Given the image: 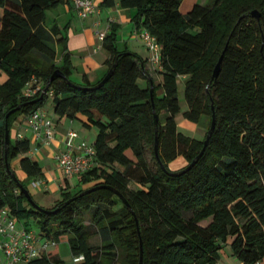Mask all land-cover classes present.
I'll return each instance as SVG.
<instances>
[{"label": "trees", "instance_id": "trees-1", "mask_svg": "<svg viewBox=\"0 0 264 264\" xmlns=\"http://www.w3.org/2000/svg\"><path fill=\"white\" fill-rule=\"evenodd\" d=\"M62 3L66 0H0V75L5 76L0 83V214L36 220L40 235L55 243L27 264H63L57 246L66 233L72 235L75 264H139L141 250L143 264H217L226 247L242 264L264 262V0H213L194 5L187 15L180 11L182 0H119L122 9L136 10V35L142 39L149 33L161 47L158 85L147 68L150 58L118 49L116 24H110L102 43L108 71L117 64L108 81L99 85L105 75L91 84L84 75L83 83L73 82L66 28L56 22L46 26L48 11ZM116 4L102 0L101 7ZM223 52L220 72L212 79ZM56 70L67 79L55 77L44 98L33 103ZM180 77L186 79L185 117L197 126L207 124L201 140L178 130ZM29 83L41 90L25 97ZM49 99L59 119L97 130L96 166L80 181L93 182L90 188H113L132 211L110 188L83 196L84 189L64 192L49 209L54 213L29 202L12 162L20 157V169L38 182L44 171L27 156L30 140L13 142L11 131L19 118L26 121ZM213 114L209 143L186 170L203 149ZM179 157L185 165L172 171L169 164ZM86 214L90 225L84 223ZM20 226L31 231L25 223ZM93 236L100 237L99 244H91Z\"/></svg>", "mask_w": 264, "mask_h": 264}, {"label": "crops", "instance_id": "crops-1", "mask_svg": "<svg viewBox=\"0 0 264 264\" xmlns=\"http://www.w3.org/2000/svg\"><path fill=\"white\" fill-rule=\"evenodd\" d=\"M101 2L102 0H94L96 11L87 19L79 17L74 0H66V3L58 5L47 13V27H51L56 22L61 29L66 28L68 49L72 55L74 68L76 70L80 68L76 73L74 69L71 75V79L77 84L83 83L84 75L87 76L91 84H96L107 74L109 55L103 49L96 51V48L100 45L98 34L106 31L110 24L120 26L117 46L121 52L130 51L138 54L145 60L149 59L147 48L139 40L132 23L136 10L122 9L119 5V0H116L117 4L112 8L101 7ZM3 13L4 11L0 7V17L3 16ZM77 50L79 52L76 53ZM74 58H78L81 63H76ZM147 68L156 85L160 84V77L156 71L157 67L148 61ZM4 80L5 76L0 75V83ZM140 83L143 85L145 81L140 80ZM158 93L161 94L162 91ZM185 107L181 106V110H187V104ZM47 115L53 120V130L56 135V138L49 145H40L33 132L27 127L24 118H19L13 127L15 128L14 135L16 138H19L18 135H21V138H28L30 140V152L27 156L37 161L43 168L44 178L41 179V186H43V190L47 194L52 193L54 195L51 201H48V207L53 208L51 207V203L59 201V192L61 194L64 192L73 194L81 189H89L94 184L93 182L88 184L82 183L80 175L67 179L57 160L61 153L69 151L70 145L73 147L79 144L93 145L94 140L88 141L85 134L80 132V128L76 126V122L78 121L68 118L59 119L55 114L54 116L50 113ZM79 124L81 125V123ZM198 127L202 126L199 125ZM69 131L76 132L78 137L75 139L70 138L68 136ZM27 180L26 178L23 179L25 182ZM56 203H54V206ZM223 251L225 257L221 258L217 264H242L232 254L229 247L224 248ZM259 264H264V262Z\"/></svg>", "mask_w": 264, "mask_h": 264}, {"label": "built area", "instance_id": "built-area-1", "mask_svg": "<svg viewBox=\"0 0 264 264\" xmlns=\"http://www.w3.org/2000/svg\"><path fill=\"white\" fill-rule=\"evenodd\" d=\"M78 15L82 19H87L95 11L96 6L94 0H74ZM107 31L100 32L98 39L100 45L96 51L102 49V43L106 37ZM142 39L150 52V63L156 67L160 64L161 47L157 39L149 33H144ZM41 90V86L32 87L29 83L24 92L25 97H32ZM27 127L33 132L36 140L41 146L49 145L56 138L53 130V120L42 110L32 113L26 120ZM70 138H77L78 134L69 131ZM21 138V135H18ZM96 151L93 145L79 144L76 147L69 146V151L61 153L57 160L67 179L82 175L96 166ZM35 184H42L41 181ZM41 239L31 231L19 225L18 221L10 218L7 212L0 214V257L3 255L2 264H27L37 259L50 246H54V242L46 240L42 247L38 242ZM81 259V258H78Z\"/></svg>", "mask_w": 264, "mask_h": 264}, {"label": "rangeland", "instance_id": "rangeland-1", "mask_svg": "<svg viewBox=\"0 0 264 264\" xmlns=\"http://www.w3.org/2000/svg\"><path fill=\"white\" fill-rule=\"evenodd\" d=\"M213 3V0H182L181 6H180V11L182 12L183 15H187V13L189 11H191V9L193 8L194 5H211ZM50 13V12H49ZM51 14V13H50ZM139 40L142 41L141 36H138ZM142 44L145 46V44L142 42ZM57 54L58 57H60V50H57ZM148 51V50H147ZM79 52L78 50L76 51V53ZM75 53V52H74ZM148 55L150 58V52L148 51ZM41 60L48 64L50 61L41 56ZM75 62L80 64V60L78 58H74ZM75 69V68H74ZM80 68H78L79 70ZM78 70L75 69V73L78 72ZM72 80V79H71ZM185 78L184 79H178V85H179V101L181 106H183L184 108H186V102H185V97H184V91H185ZM73 81V80H72ZM182 81V82H181ZM74 82V81H73ZM76 83V82H75ZM42 111L45 113H50L51 115H54L53 113V106H52V101L51 99H49L48 101H46L43 106H42ZM186 112V110L182 109L181 112L176 116V122L178 125V130L183 133L185 136H188L190 138H195L198 140L203 139V137L205 136L206 132H207V124L206 125H202V127H198L196 123L191 122L190 120H188L184 113ZM55 116V115H54ZM76 126L80 128V132H83L85 134V136L87 137L88 141H92L96 139L97 136V130L96 128H92V129H87L85 127H81V125L79 124V122H76ZM15 128H12L11 131V137H12V141L15 142L16 141V136L14 135L15 133ZM19 159L20 157H18L17 159H14V161L12 162V167L14 169V171L16 172L17 176L23 181L24 178L28 179L25 184L27 186V190L30 194V196L32 197V200L34 201V203H36L38 206L44 208V209H51L48 207V201H51V199L54 197V195L52 193L47 194V192H45L43 189V186H41L40 184H33L34 182L38 183L37 180L33 179V178H28L27 175L20 169L19 167ZM185 165V159L183 157H179L177 158L175 161H173L172 163L169 164V168L172 171H177L178 169L182 168ZM62 199V194L61 192H59V201ZM30 202V201H29ZM53 202V200H52ZM31 203V202H30ZM54 203H51V207H54ZM15 221H20L17 217H13ZM22 223L27 224L28 229L33 231L40 239L41 241L38 242L39 246L42 247L43 243L46 241V238L44 236L40 235V229L39 226L36 222V220L30 219L28 221H20L19 225H22ZM85 225H90L91 224V216L89 214L85 215ZM72 235L69 233L63 234L60 236L59 238V243L57 246V250H58V256L59 258L63 261V264H75V258L73 257L72 253H71V247L69 244V241L71 239ZM91 244L93 245H97L100 243V237L99 236H93L91 238ZM222 254V258L225 257L224 256V251L221 252ZM2 259H3V255H1L0 257V264H2ZM20 264H24V263H20Z\"/></svg>", "mask_w": 264, "mask_h": 264}, {"label": "water", "instance_id": "water-1", "mask_svg": "<svg viewBox=\"0 0 264 264\" xmlns=\"http://www.w3.org/2000/svg\"><path fill=\"white\" fill-rule=\"evenodd\" d=\"M252 17L254 18H257L259 19L260 18V14L257 12V11H253L252 12ZM224 57V52L222 54V56L220 57L214 71H213V74H212V79H215L217 78L219 72H220V68H221V63H222V59ZM117 66V64H115L106 74V76L103 78V80L101 81V83L99 85H102L104 83H106L108 81V79L110 78V76L112 75V73L114 72V69L115 67ZM55 77H60V78H63L64 80H66V76L60 71V70H56L53 75L51 76L50 78V81L48 82L47 84V87L46 89L43 91V94L41 95V97L39 99H36L33 103H36L40 100H42L44 98V94L47 93L48 91V88H49V85L51 83V81L55 78ZM153 91H154V84L151 82V99L153 101ZM154 118H155V124L158 125V116L155 114L154 115ZM215 125H216V117H215V114L212 115V123H211V127L210 129L208 130V134L206 136V140L204 142V146H203V149L201 150L200 154L196 157V159H194L192 161V163L188 166V169H190L193 165H195V163L197 162V160L203 155L208 143H209V140H210V137L215 129ZM10 132L9 130L7 129L6 130V141H5V144H6V154H7V151H8V146L10 144ZM155 155H156V158L158 159V161L160 162V159H159V138L158 136L156 135V139H155ZM6 161H7V155H6ZM161 166L164 168V166L161 164ZM7 168H9V164L7 162ZM173 175H177V173H172ZM13 177L16 178V176L13 174ZM100 188H110V187H107V186H97V187H94V188H90V189H87L85 190L82 194H80V196H83V195H87L93 191H96ZM20 189L21 191L25 194V196L27 197V199L31 202L32 206L38 210V211H41V212H45V213H54L53 211H49V210H46L40 206H38L36 203H34V201L32 200V197L30 196L28 190L26 188H24L22 185H20ZM111 190L115 191L113 188H110ZM117 194H119L117 191H115ZM120 198L122 199L123 203L127 206V208L132 211L130 205L128 204V202L126 201V199L120 195ZM71 201V200H70ZM70 201H68L67 203H70ZM134 214V213H133ZM139 264H143V252L141 250V255H140V262Z\"/></svg>", "mask_w": 264, "mask_h": 264}]
</instances>
